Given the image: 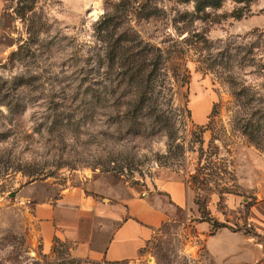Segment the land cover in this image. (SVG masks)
I'll use <instances>...</instances> for the list:
<instances>
[{"label":"rangeland","instance_id":"obj_1","mask_svg":"<svg viewBox=\"0 0 264 264\" xmlns=\"http://www.w3.org/2000/svg\"><path fill=\"white\" fill-rule=\"evenodd\" d=\"M5 6L0 264H80L63 242L41 245L17 194L79 175L115 194L185 184L188 207L114 264H215L201 219L264 245V0Z\"/></svg>","mask_w":264,"mask_h":264},{"label":"crops","instance_id":"obj_2","mask_svg":"<svg viewBox=\"0 0 264 264\" xmlns=\"http://www.w3.org/2000/svg\"><path fill=\"white\" fill-rule=\"evenodd\" d=\"M6 24L5 0H0V35ZM154 184L149 189L126 186L115 194L79 175L65 185L32 181L17 194L46 250L60 241L80 264H114L139 257L163 224L188 207L181 180L159 177ZM195 226L215 264L254 263L264 255V245L239 230L223 226L211 232V223L203 219Z\"/></svg>","mask_w":264,"mask_h":264},{"label":"trees","instance_id":"obj_3","mask_svg":"<svg viewBox=\"0 0 264 264\" xmlns=\"http://www.w3.org/2000/svg\"><path fill=\"white\" fill-rule=\"evenodd\" d=\"M211 225H212V224H211ZM223 226H225V225L222 224L220 227H223ZM211 232H214V230H211Z\"/></svg>","mask_w":264,"mask_h":264},{"label":"water","instance_id":"obj_4","mask_svg":"<svg viewBox=\"0 0 264 264\" xmlns=\"http://www.w3.org/2000/svg\"><path fill=\"white\" fill-rule=\"evenodd\" d=\"M10 195H12V196H13V195H14V193H10Z\"/></svg>","mask_w":264,"mask_h":264}]
</instances>
